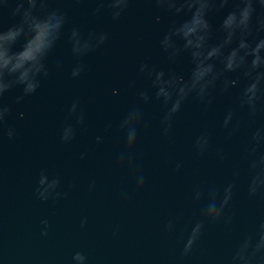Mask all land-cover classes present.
I'll return each mask as SVG.
<instances>
[{
  "label": "water",
  "instance_id": "95a60500",
  "mask_svg": "<svg viewBox=\"0 0 264 264\" xmlns=\"http://www.w3.org/2000/svg\"><path fill=\"white\" fill-rule=\"evenodd\" d=\"M48 7L65 11L68 18L65 35L48 59L51 74L22 103H16L21 88L4 96L12 111L0 135V264H71L77 251L89 257V264H223L236 238L264 221V198L252 200L247 194L242 155L248 130L242 128L227 139L221 126L225 111L236 105L239 89H215L207 111L195 100L186 102L171 135L165 136L159 103L139 104L137 93L148 86L139 67L148 62L165 72L190 75L187 53L173 63L160 47L168 27L186 16L165 13L152 0H131L117 20L106 8L96 14L98 0H50ZM232 9L230 4L209 14L214 29L210 43L222 38L220 23ZM257 15H264V9L257 6ZM18 20L5 10L3 28ZM72 27L85 34L103 31L109 38L96 51L77 58L68 40ZM255 38H264V32ZM77 63L85 69L73 78ZM114 90L118 94L113 95ZM73 102L83 111L85 123L76 125L74 138L65 143L62 130L66 123H75L66 120ZM135 106L142 108L143 122L132 153L135 169L130 170L118 164L125 151L119 124ZM261 125L264 117L254 126ZM9 127L15 130L12 139ZM202 131L212 138L205 156L193 146ZM97 136L102 138L99 143ZM177 163L182 164L179 170ZM237 169L238 178L233 176ZM41 172L58 176L59 191L67 196L38 199ZM137 174L145 178L142 189L137 188ZM234 181V195L225 208L232 222L206 225L193 253L181 258L183 242L205 203L194 199L195 190L222 191ZM43 220L48 221L47 235H42ZM169 220L175 226L172 233L165 232Z\"/></svg>",
  "mask_w": 264,
  "mask_h": 264
},
{
  "label": "clouds",
  "instance_id": "9594fccd",
  "mask_svg": "<svg viewBox=\"0 0 264 264\" xmlns=\"http://www.w3.org/2000/svg\"><path fill=\"white\" fill-rule=\"evenodd\" d=\"M131 0H98L99 14L105 8L113 20L119 19L128 9ZM158 9L175 16H186L179 23L168 27L160 39L161 50L170 62H176L182 53L190 57L192 69L185 78L174 71L165 72L156 65L144 62L139 67V75L148 82V86L138 91L140 105L157 101L162 109L160 124L165 136H170L173 122L181 113L183 106L190 100L197 101L207 111L214 100L213 91L230 92L239 89L235 107H229L223 114L221 126L227 130V139H232L242 128H247L246 146L242 161L247 176V194L252 200L264 198V125L254 126L257 119L264 117V38L255 35L264 32V15H257V6L264 9V0H152ZM50 0H0V135L3 134L11 106L4 103L5 93L21 88L22 94L16 97V103L37 92L42 80L50 76L48 59L65 35L67 13L49 8ZM14 4V7L10 5ZM233 9L223 17L218 31L222 38L210 43L214 29L209 22V14L221 12L229 5ZM7 10L11 16L19 17L17 23L6 30L3 28V16ZM159 20V17H157ZM108 33L88 31L83 33L78 27H72L68 34L72 55L83 58L96 51L108 40ZM85 65L77 63L71 71L73 78L79 77ZM118 94L114 90L113 95ZM73 102L66 120L61 140L70 142L76 134V125H84L82 110ZM245 114L242 117L239 113ZM22 119L24 113H20ZM246 117V118H245ZM143 122L140 106L132 107L121 119L119 127L124 132L125 151L120 154L118 164L135 169L132 159L138 134ZM111 125H108L110 127ZM12 139L15 130L7 129ZM97 136V143L101 142ZM194 148L200 156H205L212 148V138L207 131L200 132L194 139ZM223 159L222 149H218ZM83 158V157H82ZM182 167L177 163L176 169ZM240 176V170L233 172ZM144 176L136 175L138 189L144 186ZM235 181L223 187L211 189L205 194L195 190L194 199L204 200L200 218L191 224L190 232L180 249V257L187 258L201 239L205 226L218 222L231 223L232 218L225 215V208L234 195ZM60 178L41 172L36 193L41 201L58 199L61 195ZM42 235H47L48 221L43 220ZM84 222H82L83 224ZM175 231L174 222L169 220L165 232ZM71 264H89V257L82 251L74 252ZM223 264H264V221L252 230L239 235L231 250L223 258Z\"/></svg>",
  "mask_w": 264,
  "mask_h": 264
}]
</instances>
